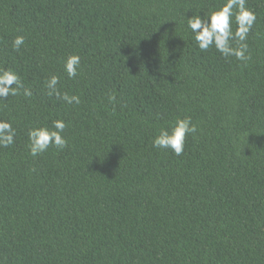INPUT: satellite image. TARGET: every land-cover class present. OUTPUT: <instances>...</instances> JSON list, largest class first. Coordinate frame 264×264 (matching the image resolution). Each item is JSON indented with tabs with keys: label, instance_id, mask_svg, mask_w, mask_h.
Listing matches in <instances>:
<instances>
[{
	"label": "trees",
	"instance_id": "trees-1",
	"mask_svg": "<svg viewBox=\"0 0 264 264\" xmlns=\"http://www.w3.org/2000/svg\"><path fill=\"white\" fill-rule=\"evenodd\" d=\"M220 2L0 0V67L33 92L0 100L17 133L0 147V264H264V0H247L246 65L187 26ZM50 74L81 103L47 95ZM184 115V152L153 148ZM57 118L68 146L32 157L28 129Z\"/></svg>",
	"mask_w": 264,
	"mask_h": 264
},
{
	"label": "clouds",
	"instance_id": "clouds-1",
	"mask_svg": "<svg viewBox=\"0 0 264 264\" xmlns=\"http://www.w3.org/2000/svg\"><path fill=\"white\" fill-rule=\"evenodd\" d=\"M257 17L254 11L247 7V0H221L218 7L210 9L203 16L198 13L187 17V26L194 34V40L200 51L206 52L215 48L223 57H235L244 65L251 60L247 43L249 33L256 23ZM25 44V37L17 34L12 39V48L19 51ZM81 57L78 54H69L64 58V72L69 78H75L79 74ZM60 77L50 74L45 82L47 95L54 96L68 105L81 103L76 94L61 91ZM23 89L25 97H32L30 88L23 86L19 74L12 68L0 67V100H6L9 96H17ZM108 101L114 103L116 96L108 93ZM67 123L62 118L54 119L51 126L38 125L28 129V150L32 157L54 147L63 150L68 146V140L63 135ZM198 131L189 115L177 116L167 127H160L152 137V146L156 149L171 150L179 156L184 152L186 137L194 135ZM16 129L12 123L0 119V147H8L15 142Z\"/></svg>",
	"mask_w": 264,
	"mask_h": 264
}]
</instances>
